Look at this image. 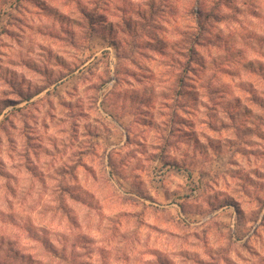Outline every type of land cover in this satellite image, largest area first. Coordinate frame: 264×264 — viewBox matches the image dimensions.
<instances>
[{
  "label": "clouds",
  "instance_id": "9594fccd",
  "mask_svg": "<svg viewBox=\"0 0 264 264\" xmlns=\"http://www.w3.org/2000/svg\"><path fill=\"white\" fill-rule=\"evenodd\" d=\"M0 264H264V0H0Z\"/></svg>",
  "mask_w": 264,
  "mask_h": 264
}]
</instances>
